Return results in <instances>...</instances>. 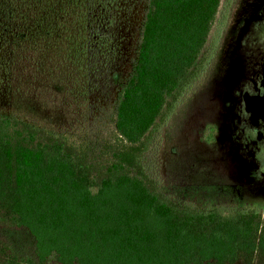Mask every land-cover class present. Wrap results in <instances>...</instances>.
<instances>
[{"label":"trees","instance_id":"1","mask_svg":"<svg viewBox=\"0 0 264 264\" xmlns=\"http://www.w3.org/2000/svg\"><path fill=\"white\" fill-rule=\"evenodd\" d=\"M228 1L146 0L112 135L75 145L0 116V228L25 230L35 256L0 236V264H264V209L177 205L143 167L212 59ZM48 4L0 0V30L43 25Z\"/></svg>","mask_w":264,"mask_h":264},{"label":"rangeland","instance_id":"2","mask_svg":"<svg viewBox=\"0 0 264 264\" xmlns=\"http://www.w3.org/2000/svg\"><path fill=\"white\" fill-rule=\"evenodd\" d=\"M226 5L212 59L154 134L143 167L177 205L264 209V0ZM145 9L146 0H49L43 25L0 30V116L75 145L112 135ZM0 236L34 259L25 230Z\"/></svg>","mask_w":264,"mask_h":264}]
</instances>
